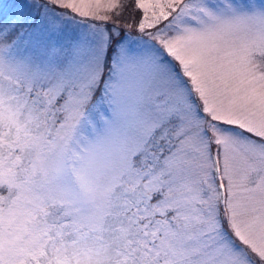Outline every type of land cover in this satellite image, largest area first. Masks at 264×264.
<instances>
[{
  "label": "snow or ice",
  "instance_id": "6c2138e0",
  "mask_svg": "<svg viewBox=\"0 0 264 264\" xmlns=\"http://www.w3.org/2000/svg\"><path fill=\"white\" fill-rule=\"evenodd\" d=\"M0 264H264V0L0 9Z\"/></svg>",
  "mask_w": 264,
  "mask_h": 264
},
{
  "label": "rangeland",
  "instance_id": "374dc122",
  "mask_svg": "<svg viewBox=\"0 0 264 264\" xmlns=\"http://www.w3.org/2000/svg\"><path fill=\"white\" fill-rule=\"evenodd\" d=\"M22 0H0V9L4 12H11Z\"/></svg>",
  "mask_w": 264,
  "mask_h": 264
}]
</instances>
